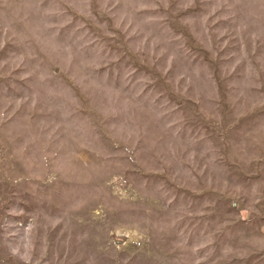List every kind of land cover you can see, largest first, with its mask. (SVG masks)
Instances as JSON below:
<instances>
[{
	"label": "rangeland",
	"instance_id": "obj_1",
	"mask_svg": "<svg viewBox=\"0 0 264 264\" xmlns=\"http://www.w3.org/2000/svg\"><path fill=\"white\" fill-rule=\"evenodd\" d=\"M0 264H264V0H0Z\"/></svg>",
	"mask_w": 264,
	"mask_h": 264
}]
</instances>
